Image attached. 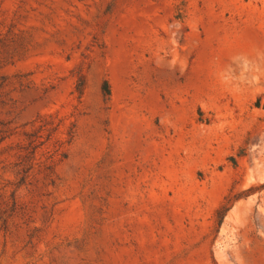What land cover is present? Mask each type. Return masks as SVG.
Masks as SVG:
<instances>
[{
	"label": "rangeland",
	"instance_id": "rangeland-1",
	"mask_svg": "<svg viewBox=\"0 0 264 264\" xmlns=\"http://www.w3.org/2000/svg\"><path fill=\"white\" fill-rule=\"evenodd\" d=\"M0 264H264V0H0Z\"/></svg>",
	"mask_w": 264,
	"mask_h": 264
},
{
	"label": "trees",
	"instance_id": "trees-1",
	"mask_svg": "<svg viewBox=\"0 0 264 264\" xmlns=\"http://www.w3.org/2000/svg\"><path fill=\"white\" fill-rule=\"evenodd\" d=\"M106 92L109 94L110 93V89H109V87H108V84H106Z\"/></svg>",
	"mask_w": 264,
	"mask_h": 264
}]
</instances>
